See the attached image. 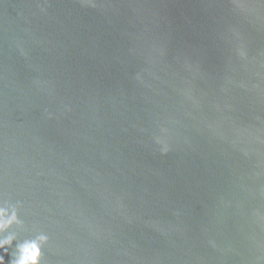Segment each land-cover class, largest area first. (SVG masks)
Listing matches in <instances>:
<instances>
[{"label": "water", "instance_id": "95a60500", "mask_svg": "<svg viewBox=\"0 0 264 264\" xmlns=\"http://www.w3.org/2000/svg\"><path fill=\"white\" fill-rule=\"evenodd\" d=\"M0 201L39 264H264V0H0Z\"/></svg>", "mask_w": 264, "mask_h": 264}, {"label": "clouds", "instance_id": "9594fccd", "mask_svg": "<svg viewBox=\"0 0 264 264\" xmlns=\"http://www.w3.org/2000/svg\"><path fill=\"white\" fill-rule=\"evenodd\" d=\"M157 143L162 145V153L168 151V147L159 138ZM18 208V204L0 201V250L8 253L11 249L8 264H39L41 250L47 244L48 236L38 232L30 238L20 239L18 231L23 230V221L18 217ZM0 264H5L3 254H0Z\"/></svg>", "mask_w": 264, "mask_h": 264}]
</instances>
